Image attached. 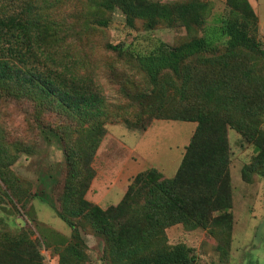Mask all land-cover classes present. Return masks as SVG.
<instances>
[{"label": "trees", "instance_id": "1", "mask_svg": "<svg viewBox=\"0 0 264 264\" xmlns=\"http://www.w3.org/2000/svg\"><path fill=\"white\" fill-rule=\"evenodd\" d=\"M20 1L14 9L10 2L0 6V100L27 99L39 114L52 112L56 124L41 129L61 142L66 176L59 208L43 190L30 194L11 169L20 147L6 142L0 128V202L11 196L24 208L37 197L72 233L67 239L46 230L35 243L25 229L0 230V264H45L40 248L57 256V264H84L82 232L88 228L103 239V264H194L189 246L168 241L166 230L175 225L208 229L224 247V259L232 228L228 130L253 148L242 180L264 176V47L250 2L225 0L227 14L208 32L206 0ZM68 3L80 5L86 28L108 27L104 15L114 7L130 29L137 21L146 31L184 29L173 45L160 43L147 53L106 45L141 74L142 89L124 90L134 119L109 104L84 60L70 55L66 39L73 27L57 19ZM152 119L196 123L174 176L149 168L132 177L117 204L102 208L86 200L105 125L121 121L143 132Z\"/></svg>", "mask_w": 264, "mask_h": 264}, {"label": "rangeland", "instance_id": "2", "mask_svg": "<svg viewBox=\"0 0 264 264\" xmlns=\"http://www.w3.org/2000/svg\"><path fill=\"white\" fill-rule=\"evenodd\" d=\"M206 1L210 4V11L204 27L209 32L217 24L216 20L227 14V7L225 0ZM260 1L264 3V0ZM8 2L12 9L21 4L20 0H0V6ZM81 10L79 4L68 3L60 9L57 17L70 26L69 29L73 27L66 39L67 45H70L69 53L84 60L106 101L120 110L126 108L128 117L134 119L133 103L125 96L124 90L142 89L141 74L126 60L128 57H116L106 45H120L128 51L147 53L160 43L173 45L178 37L185 35V31L182 27H159L146 31L141 21H137L133 29L127 28L122 13L114 7L111 13L104 15L110 21L108 27L95 25L86 28L81 26ZM257 39L264 47V27L258 28ZM192 47L195 48L190 45L187 49L191 52L194 50ZM47 124H56L55 117L52 112L39 114L34 102L27 99L0 100V128L6 142L17 143L21 151L11 166L13 173L30 194L43 190L59 208L58 198L64 185L66 165L59 139L50 132L43 133L41 129ZM195 126L193 122L152 119L145 131L138 132L127 129L121 121L107 123L106 134L91 163L95 176L85 194L86 200H101L98 206L102 208L120 201L123 194L120 185L128 173L124 165H119L120 159L123 160L128 152L124 145L131 148L137 145L136 154L143 160L142 168L158 167L164 177H173L180 164L181 152ZM228 143L232 228L227 256L220 259L224 247L208 229L186 230L181 225H175L166 230L168 241L170 244L183 242L189 246L195 257L194 264H264V176L255 175L250 183L244 182L241 168L250 162L253 148L243 143L233 130H228ZM128 181L125 180L122 186ZM10 199L0 202V230L16 233L25 229L35 243H42L41 235L46 230L70 239L71 229L56 216L47 202L35 197L27 201L23 208L13 197L10 196ZM18 219L24 221L22 227L17 224ZM87 230L82 232L85 248L81 249L88 257L84 264H103V239L94 235L91 228ZM39 252L44 263L48 258L47 264H57V256L49 249L40 248Z\"/></svg>", "mask_w": 264, "mask_h": 264}, {"label": "crops", "instance_id": "3", "mask_svg": "<svg viewBox=\"0 0 264 264\" xmlns=\"http://www.w3.org/2000/svg\"><path fill=\"white\" fill-rule=\"evenodd\" d=\"M248 1L250 2L251 6L253 7V9H254L257 17H258L259 27H264V3H261L260 0H254L256 4H253L251 0H248ZM136 146L137 145H135L133 148H131L128 146L126 147L124 145V147L127 148L128 152L125 153V158H123V160L120 159V162H119V165L120 166L124 165L123 168L127 169V171H128L127 177L122 179L123 183H121V185H120L121 186L120 188H121L123 194L126 191V188L129 184L130 180L137 173L142 172V171L149 169V168H156L160 171V169L158 167H153V166L142 168L143 160L139 156V154H136ZM186 146L187 145L184 146V150L181 152V160H182L183 154L185 152ZM181 160H180V162H181ZM120 166H119V169H122V167H120ZM125 180H129V181L126 182L124 186H122L124 184ZM88 200L97 204V205H101V200H98V199H92V200L88 199Z\"/></svg>", "mask_w": 264, "mask_h": 264}, {"label": "water", "instance_id": "4", "mask_svg": "<svg viewBox=\"0 0 264 264\" xmlns=\"http://www.w3.org/2000/svg\"><path fill=\"white\" fill-rule=\"evenodd\" d=\"M17 224H18L20 227H22V226L24 225V221L21 220V219H18V220H17Z\"/></svg>", "mask_w": 264, "mask_h": 264}, {"label": "built area", "instance_id": "5", "mask_svg": "<svg viewBox=\"0 0 264 264\" xmlns=\"http://www.w3.org/2000/svg\"><path fill=\"white\" fill-rule=\"evenodd\" d=\"M45 249V248H44ZM45 250H47V249H45ZM43 256V255H42ZM46 257V256H45ZM46 263L45 264H47V263H49V259L48 258H46Z\"/></svg>", "mask_w": 264, "mask_h": 264}]
</instances>
